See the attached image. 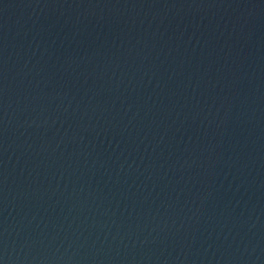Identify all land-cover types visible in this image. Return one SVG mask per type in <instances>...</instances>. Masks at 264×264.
Here are the masks:
<instances>
[{"label":"water","instance_id":"obj_1","mask_svg":"<svg viewBox=\"0 0 264 264\" xmlns=\"http://www.w3.org/2000/svg\"><path fill=\"white\" fill-rule=\"evenodd\" d=\"M0 264H264V0H0Z\"/></svg>","mask_w":264,"mask_h":264}]
</instances>
